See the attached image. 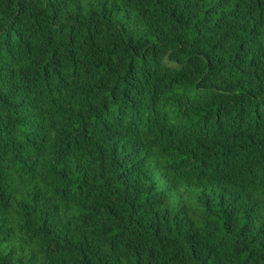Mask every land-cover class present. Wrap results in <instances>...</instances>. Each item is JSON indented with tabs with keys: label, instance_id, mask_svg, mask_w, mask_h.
<instances>
[{
	"label": "trees",
	"instance_id": "obj_1",
	"mask_svg": "<svg viewBox=\"0 0 264 264\" xmlns=\"http://www.w3.org/2000/svg\"><path fill=\"white\" fill-rule=\"evenodd\" d=\"M0 264H264V0H0Z\"/></svg>",
	"mask_w": 264,
	"mask_h": 264
}]
</instances>
